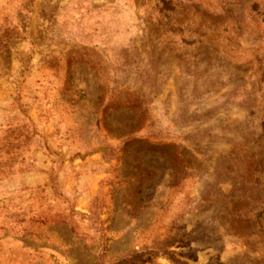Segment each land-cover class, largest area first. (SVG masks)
Masks as SVG:
<instances>
[{"label":"rangeland","instance_id":"rangeland-1","mask_svg":"<svg viewBox=\"0 0 264 264\" xmlns=\"http://www.w3.org/2000/svg\"><path fill=\"white\" fill-rule=\"evenodd\" d=\"M0 264H264V0H0Z\"/></svg>","mask_w":264,"mask_h":264}]
</instances>
